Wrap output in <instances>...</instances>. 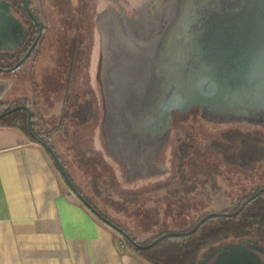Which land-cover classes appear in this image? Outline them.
Returning a JSON list of instances; mask_svg holds the SVG:
<instances>
[{"label":"rangeland","instance_id":"obj_1","mask_svg":"<svg viewBox=\"0 0 264 264\" xmlns=\"http://www.w3.org/2000/svg\"><path fill=\"white\" fill-rule=\"evenodd\" d=\"M39 1L46 11H52L51 0ZM210 2L204 6L202 0H191L190 14L179 19L168 32L165 43L142 70L128 69L123 63L116 66L119 102L124 106L141 102L130 108L134 113L127 114L122 122V133L136 143L140 152H146V142L154 136L152 124L162 94L168 92L173 98L180 99L183 89L189 84L202 92H216L218 97L225 94L224 98L230 102L235 100L236 103L251 105L259 102L258 96L264 88V16L251 8L249 2L243 3L238 12L233 10L236 5L233 0ZM209 38L211 42H208ZM131 94L138 96L130 98ZM221 99L222 104L226 103ZM230 126L229 123H208L199 117L196 110L175 113L170 136L158 158L167 174L126 181L122 167L109 156L102 177L95 171L98 177L90 183L94 189L92 199H89L93 204L88 202L139 243L159 237L157 232L160 230L173 232L187 227L206 210H232L238 196L264 183V161L256 163L249 171H241L221 164L211 154L205 143ZM234 126L264 132L263 127L255 125L235 123ZM185 133L194 137L190 157L184 161L188 177L198 183L208 181V170L203 171V168L214 165H221V176L215 178L217 186L214 189L209 187L213 182L210 180L200 191L178 193L171 198L166 192L179 186L175 156L178 140H182ZM172 173L173 181L169 186L159 191L149 190L166 181ZM186 204L194 208L187 210ZM117 233L118 243L123 246L125 237Z\"/></svg>","mask_w":264,"mask_h":264},{"label":"crops","instance_id":"obj_2","mask_svg":"<svg viewBox=\"0 0 264 264\" xmlns=\"http://www.w3.org/2000/svg\"><path fill=\"white\" fill-rule=\"evenodd\" d=\"M67 3L51 0L52 11L44 8L50 26L42 55L30 77L20 82L0 73V101L37 94L47 143L75 188L92 203L95 171L101 175L109 163L100 126L89 111L61 107L62 77L47 76L49 68L60 64L56 33L73 22L67 16L75 5ZM69 94L87 96L78 80H72ZM117 232L75 194L43 145L18 123H0V264H151L126 243L120 246Z\"/></svg>","mask_w":264,"mask_h":264},{"label":"flooded vegetation","instance_id":"obj_3","mask_svg":"<svg viewBox=\"0 0 264 264\" xmlns=\"http://www.w3.org/2000/svg\"><path fill=\"white\" fill-rule=\"evenodd\" d=\"M26 2L33 17L29 15L24 8L22 0H9L16 22L22 28V36L17 44L8 46L6 49H0V67L12 69L5 73L18 82L26 77H30L33 65L42 55L43 45L48 40V28L50 26L43 5H38L36 8L31 4L30 0H26ZM67 4L69 6L75 5L71 14L67 16V18L73 19V22L72 24H65L62 26L64 31L61 30L56 33L55 41L57 44V52L61 56V59L57 62L60 64L49 68L47 76L49 77L57 74L62 77L61 83L64 87V93L59 103L61 107L69 106L72 110L89 111L93 113L90 115V118L94 117L98 122V126H100V135L103 139L104 148L107 154L122 167L121 169H123L126 181H134V179H139L143 176L157 177L162 174H167V169L158 163V158L163 146L170 136L173 115L175 113H185L192 110H196L199 113V117L208 123H229V125H231L221 130L217 134L218 137L212 138L208 143H205L211 154H213L221 164L223 163L225 166L237 168L241 171H249L256 163L264 161L262 157L256 162L243 165V158L238 155L239 153L236 149H227L221 146V143L227 144L223 142V134H228L229 132H233V134L235 132L250 134V140L255 138L259 143L264 144L263 131L253 128L243 130L234 126L235 123H242L264 128L263 124L256 123H264V121L247 118L223 119L220 116L211 114L209 112L210 110L207 111L206 108H208V104L192 105L185 110H173L171 112L169 125L161 141L146 152H139L140 150L136 147V143L129 140L128 137L122 133V122L125 119V115L132 112L130 108L137 107V105L130 104L131 106H124L119 102V92L115 84L116 66L118 63H123L126 68L139 71L138 68L143 65L144 61H146L145 63L147 64L151 60V55L154 50L150 51V47L155 40L158 27L165 18L169 0H68ZM25 55L26 57L20 65L13 68ZM145 63L144 65H146ZM0 73L3 72L0 71ZM72 80L79 81L80 91L83 90V92L86 93V98L70 96L69 88ZM131 95L130 98L138 96V94ZM129 99H126L127 102ZM39 103L40 101L37 94L32 93L31 97L24 96L9 102L0 101V109H3L1 111V113H3L15 106L26 105L31 112V128L34 126L35 131L40 137L47 138V131L41 129L43 120L37 113L40 107ZM15 111L24 112L25 116H16V121L20 124H26L27 126V114L25 110L18 109L9 111L6 115ZM87 116L88 115H86V118L89 119V116ZM36 128H38V130ZM255 132H258L255 134L256 136H254ZM37 133L34 134L40 138ZM183 136L182 140H178L175 156L176 177L179 186L174 187L172 190H168L171 193L166 192L171 198H174L178 193H192L198 189L200 191L202 190L201 187H206L210 180L213 182H210L209 187L214 189L217 186L215 178L221 176V165L218 167L214 165L203 168V171L206 169L208 170V181L204 180L198 183L195 182L194 179L188 177V173L184 169V161L190 157V150L194 147V137L190 133H185ZM185 147L188 148V155L184 158L182 166L178 167L179 148ZM140 156L143 158V162H141ZM181 177H183V180H181ZM171 181H173V173L164 182H169V186ZM263 187L264 183L248 191L246 190L245 193L238 196L239 199L235 205L236 209L228 214H237L247 202L264 191H260ZM177 189L180 190L178 191ZM174 190L177 191L174 193L172 192ZM251 192L252 194H250ZM250 197L252 198L247 201ZM242 198L244 199L242 200ZM243 203V207L237 213H234ZM186 208L187 210H191L194 207L191 208L190 204H186ZM225 209H209L199 213L198 216L200 214L204 216L212 212H218L220 213L219 215H222L225 214L223 212ZM125 239L126 238H123L124 243H126ZM243 239L256 240L257 243L264 248V243L259 242L255 237H245L223 243H236ZM223 243L210 246L203 251L201 256L203 254L207 255L214 247ZM259 255L262 258L261 264H264V252L259 253ZM199 264H208V261L205 263L199 262Z\"/></svg>","mask_w":264,"mask_h":264},{"label":"water","instance_id":"obj_4","mask_svg":"<svg viewBox=\"0 0 264 264\" xmlns=\"http://www.w3.org/2000/svg\"><path fill=\"white\" fill-rule=\"evenodd\" d=\"M210 1L211 0H202L203 3L202 5L208 6L212 3ZM233 1L236 2V5H234L235 9H233L234 11L238 12V10L241 8L240 6H242L243 3L245 4L249 2L248 4L251 6V8H255L257 11H259V13H261L264 16V0H233ZM190 2L191 0H169L165 18L161 23V25L158 27L155 35V40L153 41L152 46L150 47V51L154 50L153 54L158 50L160 46H162L165 43L168 32L174 26L177 25L179 19L182 16H186L190 14L192 9ZM22 3L28 14L33 17L26 0H22ZM21 36H22V28L16 22V19L11 10L9 0H0V49H6L8 46L17 44ZM208 42H211L210 38L208 39ZM153 54L151 56H153ZM25 57L26 55L13 68L20 65V63L23 61ZM145 62L146 61H144L143 65L140 68H138L139 71L142 70ZM10 70L12 69L0 67L1 72H8ZM215 94L210 92H202L195 85H189V84L186 85L185 88L183 89L180 99L173 98V95L168 94V92L167 94H162L160 96V101L158 102L159 108H157L158 110L153 120L154 124H152V129L154 128V136L148 138L146 142V147H148L147 150H149L151 147L156 146V143H159L161 141L164 133L166 132L165 130L169 125L171 112L173 110H185L192 105L208 104L207 105L208 108H206V110L207 111L210 110L209 112L211 114L220 116L223 119L247 118L251 120L264 121V88L262 89V93L259 94L258 96L259 102L255 105H251L247 103L246 104L236 103L234 102L235 100L230 102L224 98V96H226L225 94L221 93L219 97L215 96ZM219 98H222L221 100L225 101L226 103L222 104L221 101H219ZM140 103H137L136 105L138 106ZM18 109H23L26 111L27 128L30 135L34 140H36L41 145H43L45 149L49 152V154L55 161L56 165L58 166L66 183L71 187V189L75 192V194L93 211V213L99 219H101L104 223H106L107 225L111 226L112 228L120 232L129 242L134 244L137 248L150 247L155 243H157L161 238L166 236L187 235L195 231L200 226V224H202L206 219L220 214L218 212H212L204 215L189 231L167 232L153 239L150 243L146 245H141L137 243L120 227L113 224L101 213H99V211H97L81 195V193L75 188V186L71 182L70 178L65 172V169L59 157L53 151L52 147L47 142L42 141L33 133L30 124V117H31L30 109L26 105H18L10 109L9 111L18 110ZM9 111L0 113V118L5 116ZM131 113L133 114L134 111L130 112V115ZM126 115L124 118H126ZM256 123H260L264 125L263 122H256ZM141 162H143L142 157H141ZM262 190H264V187L261 188L260 191ZM252 197L247 199V201L250 200ZM243 205L244 203L234 213H237L243 207ZM262 252H264V248L260 244H258L256 240L243 239L236 243H223L214 247L213 250L210 251L207 255L203 254L199 258V262L205 263L206 261H208V264H261L262 258L260 257L259 253Z\"/></svg>","mask_w":264,"mask_h":264},{"label":"trees","instance_id":"obj_5","mask_svg":"<svg viewBox=\"0 0 264 264\" xmlns=\"http://www.w3.org/2000/svg\"><path fill=\"white\" fill-rule=\"evenodd\" d=\"M2 110L3 109H0V113ZM16 116L21 117L25 116V114L23 111H15L1 117L0 123L8 125L16 124L18 123L16 121ZM18 124L23 131L29 133L26 124ZM32 129L36 134L37 132L34 126H32ZM257 133L258 132H255L254 136H256L255 134ZM37 135L40 137L38 133ZM250 137V134L239 132L233 134V132H229L228 134H223V142L227 144L221 143V146L227 149H236L239 153L238 155L243 158V165L256 162L260 158H264V144L259 143L255 138L250 140ZM40 139L44 142H48L47 138L40 137ZM187 155L188 148H179L178 167L182 166L184 158ZM181 180H183V177H181ZM168 183L169 182H162L156 184L149 190L152 191L166 187ZM177 190L179 191L180 189ZM177 190L172 192L175 193ZM167 193L171 192L167 191ZM250 194H252V192ZM244 198H242V200ZM234 209H236V207L232 210L225 209L223 211L225 214L208 218L195 231L187 235L166 236L150 247L137 248L127 239H125V241L129 248L151 264H199L201 254L210 246L245 237H255L259 242L264 243V191L247 202L237 214H228ZM202 216L203 214H200L194 219V222L190 223L187 227L177 229L173 232H185L190 230ZM167 232L171 231L160 230L157 232V236ZM133 239L135 240V238ZM150 242L151 240L144 243H137L146 245Z\"/></svg>","mask_w":264,"mask_h":264},{"label":"built area","instance_id":"obj_6","mask_svg":"<svg viewBox=\"0 0 264 264\" xmlns=\"http://www.w3.org/2000/svg\"><path fill=\"white\" fill-rule=\"evenodd\" d=\"M122 243H124V241L122 240Z\"/></svg>","mask_w":264,"mask_h":264}]
</instances>
